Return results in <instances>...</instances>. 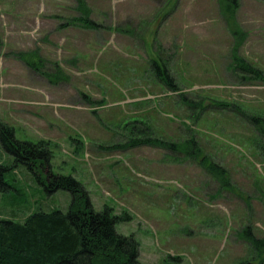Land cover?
<instances>
[{
  "label": "rangeland",
  "instance_id": "obj_1",
  "mask_svg": "<svg viewBox=\"0 0 264 264\" xmlns=\"http://www.w3.org/2000/svg\"><path fill=\"white\" fill-rule=\"evenodd\" d=\"M263 2L239 0L229 25L218 0H0V121L51 143L50 173L122 217L141 263L264 264L244 237L264 240V138L249 119L264 118V79L234 61L264 77ZM133 128L174 146L132 144ZM0 163H13L1 143ZM35 171L5 172L0 219L68 210L71 194Z\"/></svg>",
  "mask_w": 264,
  "mask_h": 264
},
{
  "label": "trees",
  "instance_id": "obj_2",
  "mask_svg": "<svg viewBox=\"0 0 264 264\" xmlns=\"http://www.w3.org/2000/svg\"><path fill=\"white\" fill-rule=\"evenodd\" d=\"M218 3L227 24L236 25L239 0H218ZM84 21L94 26L92 21ZM234 61L242 72L264 79L261 71L244 59L234 55ZM27 62L32 66L30 61ZM160 80L167 87L173 86L166 68ZM249 119L264 138V118L250 116ZM134 130L135 137L129 141L132 144L174 146L146 136L145 130L133 128L131 131ZM0 143L3 150L13 157L11 166L0 163V194L10 189L4 179L5 172L17 164H24L34 172L37 168H48L47 183L41 181V175L37 174L38 181L46 191L51 193L61 189L71 194L67 211L38 209L29 212L21 221L0 219V264H143L138 259L139 244L136 239L132 235L119 234L115 229L116 223L124 220L122 217L115 215L108 206L95 211L82 184L71 175L50 173L52 152L49 141L16 140L13 127L0 121ZM186 144L189 155L197 157L201 154V150L194 146L193 139H189ZM260 146L264 149V145ZM198 161L213 175L226 176L225 169L206 157L201 156ZM244 232V237L254 249L261 250L264 240L253 237L248 228Z\"/></svg>",
  "mask_w": 264,
  "mask_h": 264
},
{
  "label": "crops",
  "instance_id": "obj_3",
  "mask_svg": "<svg viewBox=\"0 0 264 264\" xmlns=\"http://www.w3.org/2000/svg\"><path fill=\"white\" fill-rule=\"evenodd\" d=\"M264 1V0H263ZM260 5V4H259ZM263 5H264V2H263ZM260 9V15H262V16H264V8H259ZM262 25H264V24H262ZM262 25H260V26H262Z\"/></svg>",
  "mask_w": 264,
  "mask_h": 264
}]
</instances>
